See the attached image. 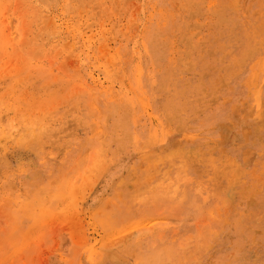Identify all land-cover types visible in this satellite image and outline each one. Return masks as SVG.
I'll return each mask as SVG.
<instances>
[{"label":"rangeland","instance_id":"rangeland-1","mask_svg":"<svg viewBox=\"0 0 264 264\" xmlns=\"http://www.w3.org/2000/svg\"><path fill=\"white\" fill-rule=\"evenodd\" d=\"M263 86L264 0H0V264H224Z\"/></svg>","mask_w":264,"mask_h":264},{"label":"bare ground","instance_id":"bare-ground-1","mask_svg":"<svg viewBox=\"0 0 264 264\" xmlns=\"http://www.w3.org/2000/svg\"><path fill=\"white\" fill-rule=\"evenodd\" d=\"M256 94L255 102L258 112L255 115L256 120H260L264 116L260 108L264 98V96L262 98L264 88L259 89ZM226 196L229 197V199L226 198L228 205L231 196L229 193H226ZM247 206L250 211L246 213V216L252 218L246 223L235 224V240L231 244V252L228 253L224 264H264V197L256 199L252 196Z\"/></svg>","mask_w":264,"mask_h":264}]
</instances>
